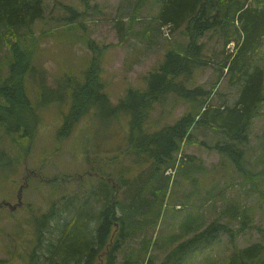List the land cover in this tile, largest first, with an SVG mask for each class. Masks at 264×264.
<instances>
[{
    "label": "rangeland",
    "instance_id": "1",
    "mask_svg": "<svg viewBox=\"0 0 264 264\" xmlns=\"http://www.w3.org/2000/svg\"><path fill=\"white\" fill-rule=\"evenodd\" d=\"M136 4L137 0H44L45 17L34 26L38 49L26 77V92L40 119L30 153L25 156L20 146H12L0 128V205L4 202L16 205L23 186L21 207L14 211L0 207V264H28L34 249L37 254L42 251L43 248L37 249L42 245L38 239V220L52 205H58L63 196L77 197L76 207L87 202L85 211L92 216V226L96 227L102 206L95 195L88 198L87 194L101 182L100 176L120 181L122 177L134 179L149 170L150 164H136L129 152L130 115L126 112L112 114V107L118 106L128 89L143 90L147 86L145 76L164 61L168 50L186 45L188 38L183 33L184 28L173 31L169 26L158 27L161 8L157 0H147L139 10ZM247 4L257 7L256 0H247ZM74 11L80 13L79 18ZM121 23L120 29L118 24ZM219 31L208 32L202 40L206 55L203 61L207 66L195 70L191 79H182L189 89L202 87L209 91L207 101L214 107L224 103L232 106L240 89L231 82L227 70L220 76V63L227 55L235 53L236 43L224 45ZM86 41H94L100 48L97 55L104 93L112 107L102 104L94 107L75 125L68 138L60 140L58 135L70 112L72 92L85 82L93 61L94 53L87 48ZM2 55L0 50V57ZM259 55L264 68V45ZM7 73L9 71L5 70L4 74ZM193 106L175 94L164 96L155 104L144 125L145 132L154 134L173 125L192 111ZM209 129L196 126L192 141L184 142L177 155V168L187 156H195L204 165V173L190 172V175L194 173V178L198 175V185L181 172L178 175L175 170L167 172L173 181L169 182L165 197H159L156 207L151 209L154 214L160 212L161 219L157 227L148 232L154 243L145 259L151 256L156 264H161L179 243L192 236L170 242L172 235L182 233L181 222L187 213L196 217V224L206 226L228 205L236 203L249 209L256 227L264 228V177L259 178L257 189H250L251 185L245 183L230 160L201 144L213 146L222 139L218 131ZM245 158L250 170L263 169L264 106L250 129ZM146 185L150 190L158 187H153L151 182ZM136 190L135 183L133 195ZM212 194L214 197L208 201ZM129 195L127 189L118 192L123 201H127ZM222 222L229 223L235 230L240 227L238 222L231 223L228 218H223ZM45 238L54 239L55 235L46 231L41 241ZM142 238L140 234L131 241L128 251L142 248ZM259 241L258 232L248 230L238 236L236 244L243 248ZM233 250L229 236L224 235L214 247L185 264H221ZM125 253L119 254V264L123 263ZM39 259H43L42 254ZM104 263L105 260L100 264Z\"/></svg>",
    "mask_w": 264,
    "mask_h": 264
},
{
    "label": "trees",
    "instance_id": "2",
    "mask_svg": "<svg viewBox=\"0 0 264 264\" xmlns=\"http://www.w3.org/2000/svg\"><path fill=\"white\" fill-rule=\"evenodd\" d=\"M146 1L137 0L136 10L141 9ZM157 2L161 8L158 27L169 26L173 31L184 28L187 44L168 50L164 61L145 76L146 89H128L118 106L113 108L104 93L101 62L97 55L100 48L94 41H86L87 48L94 53L93 61L85 82L72 92L70 112L58 135L60 140L68 138L75 125L99 104L111 106L112 114L126 112L130 115L129 152L136 164H150L149 170L134 179L122 177L120 181L100 176L101 182L87 194L88 198L95 195L102 206L96 227L92 226V216L85 211L87 202L76 207L74 201L77 197L63 196L58 205H52L50 211L38 220V239L42 245L37 249L43 248L40 252L43 259H37V250L34 249L28 264H100L104 260V264H119V254L124 251L121 264H156L151 256L145 259L154 243L148 232L157 227L161 219V213L154 214L151 209L156 207L159 197H165L173 181L167 172L175 170L177 175L181 172L198 185V175L194 178V173L190 175V172L194 170L201 174L205 171L195 156L182 159L177 168L181 146L192 141L196 126L219 132L222 138L219 142L213 146L205 142L201 144L230 160L245 183L251 185L250 189H257L259 178L264 177V167L254 172L247 168L245 160L250 129L264 106V68L259 61L264 45V1L256 0L257 7L247 4V0ZM74 13L80 16L78 11ZM44 17V0H0V50L3 52L0 67L6 60L0 70V128L3 137L12 146H20L25 156L32 149L40 121L26 92V77L38 49L34 26ZM118 25L123 27L122 23ZM213 30H220L224 45L236 43L235 53L227 55L220 63V76L227 70L231 82L240 88L239 97L232 106L224 103L214 107L207 101L209 91L202 87L189 89L182 81L191 79L195 70L207 66L203 61L206 55L202 40ZM5 70L9 71L8 75L4 74ZM168 94H175L193 104L192 111L157 133H146L144 125L155 104ZM144 176L145 180L142 179ZM143 182L145 184L141 185ZM148 182L158 187L150 190L146 185ZM135 183L138 190L133 195ZM123 189L129 190L127 201L118 196ZM212 195L208 201L214 197ZM223 218L230 219L231 223L238 222L240 227L233 229L229 223L222 222ZM180 228L182 233L172 235L171 243L192 236L179 243L161 264H185L190 258L214 247L224 235L229 236L234 250L221 264H264V228L255 226L254 216L248 208L230 204L206 226L196 224V217L187 213ZM248 230H256L261 241L239 248L236 240ZM46 231L53 233L55 238L41 241ZM140 234L143 235L142 248L128 251L130 242ZM102 253H105V259L101 262Z\"/></svg>",
    "mask_w": 264,
    "mask_h": 264
},
{
    "label": "water",
    "instance_id": "3",
    "mask_svg": "<svg viewBox=\"0 0 264 264\" xmlns=\"http://www.w3.org/2000/svg\"><path fill=\"white\" fill-rule=\"evenodd\" d=\"M22 192H23V186L19 190L18 203L16 205H11L10 203L4 202V203H2L0 205V207H2V206H8L11 211L16 210L18 207H21L23 205V202H22Z\"/></svg>",
    "mask_w": 264,
    "mask_h": 264
},
{
    "label": "flooded vegetation",
    "instance_id": "4",
    "mask_svg": "<svg viewBox=\"0 0 264 264\" xmlns=\"http://www.w3.org/2000/svg\"><path fill=\"white\" fill-rule=\"evenodd\" d=\"M4 207H8V206H4ZM8 208H9V207H8ZM9 209H10V208H9ZM35 251H36V250H35ZM39 254H40V253H39ZM39 254L36 253V257H37V259H38L39 256L41 255V254H40V255H39ZM104 255H105V253H102V258L104 257Z\"/></svg>",
    "mask_w": 264,
    "mask_h": 264
}]
</instances>
